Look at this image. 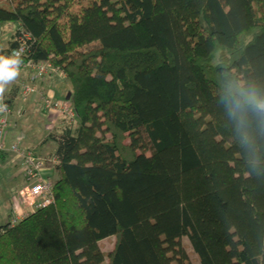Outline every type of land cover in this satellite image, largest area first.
I'll use <instances>...</instances> for the list:
<instances>
[{
    "label": "trees",
    "instance_id": "1",
    "mask_svg": "<svg viewBox=\"0 0 264 264\" xmlns=\"http://www.w3.org/2000/svg\"><path fill=\"white\" fill-rule=\"evenodd\" d=\"M0 24L78 122L0 264H264V0H12Z\"/></svg>",
    "mask_w": 264,
    "mask_h": 264
},
{
    "label": "rangeland",
    "instance_id": "2",
    "mask_svg": "<svg viewBox=\"0 0 264 264\" xmlns=\"http://www.w3.org/2000/svg\"><path fill=\"white\" fill-rule=\"evenodd\" d=\"M9 2L11 3L12 0H0V3L8 4ZM15 29H16V26L13 24H0V51H4L8 48V44L11 41V38L15 32ZM58 73L59 72L56 71L55 73L47 74L44 77L49 78L50 75H52L54 77L57 76L56 78H58ZM53 86H54L53 88L55 89V92H57V94H59L61 98L66 94L65 84L64 85L58 84V85H53ZM31 90H32V92L30 93L31 95L27 97L23 96L21 92V99L29 100V98L33 96H39L41 99V93H38L35 87ZM49 93L54 94V92L50 90H49ZM54 98L55 100H61V99L56 98L55 95H54ZM19 104H20V101L18 99L14 101L13 103L12 107L14 110L13 112H11V115L8 118V124H7L8 129L5 131V134H8L10 133V131H13L14 132L13 133L14 142H16L18 138H21V136H24L26 138L24 141L25 146H27L28 148H31L35 156L49 157L55 153L54 142L51 139L46 138L47 136L50 135L48 131H52V136H57V137L62 136V135H69L72 137L76 136L77 131H78V126H75V125H78L77 122H74V123L70 122L64 116H56V117L49 116L42 111L41 106L39 105H33L29 107L24 115L19 116L17 114L18 109H19ZM57 120H59V122L64 121L61 124V126L66 125V127L63 130L59 129V127L57 130L55 129V127H57L55 126L57 123ZM51 127H54V130H52ZM20 144H23V143H20ZM97 149L98 148H95L93 150L92 161L96 165L105 167L106 161L104 159V155H102L101 152ZM2 177H5V175L0 173V226L2 224L7 223L8 221L7 217L5 216V218L3 219V216L4 214L6 215L7 213H9L10 211L9 203L12 200L15 193L20 192L22 189L21 185L19 184L21 178L17 179L16 183L11 185V184H6L4 182L5 178H2ZM182 244L184 248L187 249V251L189 252L185 239H182ZM104 247L106 249L111 248V246H109L107 243L104 244ZM191 258H192L193 263L196 264V261L194 260L193 256H191Z\"/></svg>",
    "mask_w": 264,
    "mask_h": 264
},
{
    "label": "built area",
    "instance_id": "3",
    "mask_svg": "<svg viewBox=\"0 0 264 264\" xmlns=\"http://www.w3.org/2000/svg\"><path fill=\"white\" fill-rule=\"evenodd\" d=\"M19 49L23 50L24 52L23 46H20ZM20 68L22 70H29L31 72H34L31 78L32 82L36 79H42L47 74H53L56 72V70H54L47 64H33L31 62L22 63ZM58 78L64 79L61 73H58ZM33 88L34 87H32L30 83H25L21 85L20 91L22 92L23 96L27 97L31 95V89ZM50 93L49 91L41 93V101L45 113L49 116L55 117L64 116L70 122H77L76 115L71 111L69 107V101L55 100L54 94ZM9 115L10 111L8 107L6 110L0 111V153L15 154L19 157L22 166L23 178L27 183L21 200L25 208L29 209L32 213L33 211L48 207L52 204L53 167L58 166V163L53 158L46 160L41 157L35 156L33 151H21L16 146L7 147L5 145V131L8 128L7 117ZM26 215L27 214L22 215L20 219H18L19 217L13 219L11 224H18Z\"/></svg>",
    "mask_w": 264,
    "mask_h": 264
},
{
    "label": "crops",
    "instance_id": "4",
    "mask_svg": "<svg viewBox=\"0 0 264 264\" xmlns=\"http://www.w3.org/2000/svg\"><path fill=\"white\" fill-rule=\"evenodd\" d=\"M16 31V29H15ZM1 52V51H0ZM21 66V65H20ZM34 74V72H31L29 70H22L21 68L19 69V76L18 78L11 83L10 85H8L5 94H4V100L5 102L10 104V115L11 112H13V103L14 101H16L17 99L20 101L19 104V109L17 114L19 116H22L25 114V112L28 110L29 107L33 106V105H39L41 106L42 111L45 113L43 107H42V102L39 96H33L31 98H29V100H23L21 99V91H20V87L22 84H31L32 87H35L38 93H44L47 91H53L54 95L56 96V98H61V96L59 94H57V92H55V89L53 88V85H58V84H65L64 79H58L52 75H50L49 78H42V79H36L33 82L31 81L32 75ZM65 90H66V85H65ZM9 115V116H10ZM61 119V118H60ZM59 119V120H60ZM57 120V123L55 126V129L57 130L58 127L59 129L63 130L66 125H62L61 124L64 121H60ZM78 126V125H75ZM52 130H54V127H51ZM12 135H11V134ZM10 133L5 134V143L6 146H16L18 147L19 150L21 151H32L31 148H28L27 146H25V137L21 136V138H18L16 140V142H14V132L10 131ZM48 133L50 135H52V131H48ZM48 134V135H49ZM49 135V136H50ZM47 136L46 138L48 139ZM46 141V140H45ZM44 141V142H45ZM23 143V144H20ZM52 156V155H51ZM51 156L49 157H41L43 159H51ZM0 173H2L3 175H5V183L6 184H15L17 179L21 178L20 180V185H21V191L20 192H16L15 190V195L13 193V198L9 203V213H7L6 215L4 214L3 219L5 218V216L7 217V222H12L13 219H16L17 217H19L18 219H20V217L24 214H29L31 213V211L29 209H26L25 206L22 203L21 197L23 195L24 189L26 187V183L24 182L23 179V174H22V166H21V162L18 156H16L15 154H10V153H6L4 155H0ZM54 174L52 175V178ZM15 209V210H13ZM15 211V212H14ZM18 214V215H17ZM4 225V224H2Z\"/></svg>",
    "mask_w": 264,
    "mask_h": 264
},
{
    "label": "clouds",
    "instance_id": "5",
    "mask_svg": "<svg viewBox=\"0 0 264 264\" xmlns=\"http://www.w3.org/2000/svg\"><path fill=\"white\" fill-rule=\"evenodd\" d=\"M23 50H14L11 55H0V111L7 109V104L4 103L5 91L11 83L19 76L20 65L23 63ZM264 110V102L257 105Z\"/></svg>",
    "mask_w": 264,
    "mask_h": 264
},
{
    "label": "water",
    "instance_id": "6",
    "mask_svg": "<svg viewBox=\"0 0 264 264\" xmlns=\"http://www.w3.org/2000/svg\"><path fill=\"white\" fill-rule=\"evenodd\" d=\"M70 100V95H66L65 101H69Z\"/></svg>",
    "mask_w": 264,
    "mask_h": 264
}]
</instances>
